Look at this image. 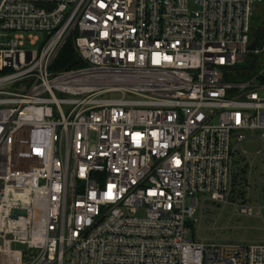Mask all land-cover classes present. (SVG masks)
<instances>
[{
  "label": "built area",
  "instance_id": "obj_1",
  "mask_svg": "<svg viewBox=\"0 0 264 264\" xmlns=\"http://www.w3.org/2000/svg\"><path fill=\"white\" fill-rule=\"evenodd\" d=\"M259 3L0 0V264H264L189 236L200 195L262 213Z\"/></svg>",
  "mask_w": 264,
  "mask_h": 264
},
{
  "label": "rangeland",
  "instance_id": "obj_2",
  "mask_svg": "<svg viewBox=\"0 0 264 264\" xmlns=\"http://www.w3.org/2000/svg\"><path fill=\"white\" fill-rule=\"evenodd\" d=\"M253 25L258 32H264V3H259L254 10ZM38 36L35 44H26L28 48H39L43 41L44 34L33 33ZM28 35V34H27ZM252 151L251 149H248ZM256 192L250 193V198L255 203ZM199 202L195 209L196 216L200 215V207L203 206V217L200 223L191 226L190 237L195 239H216L218 242H235V243H264V201L261 200L262 213L261 216H250L248 218L242 216H232V210L225 207L221 214L218 211L222 205L210 200H204V196H198ZM188 201V200H187ZM256 205V203H255ZM11 248L28 254L27 246L24 244H12Z\"/></svg>",
  "mask_w": 264,
  "mask_h": 264
},
{
  "label": "trees",
  "instance_id": "obj_3",
  "mask_svg": "<svg viewBox=\"0 0 264 264\" xmlns=\"http://www.w3.org/2000/svg\"><path fill=\"white\" fill-rule=\"evenodd\" d=\"M256 25H252L253 35L259 37L262 33L258 32V29L255 28ZM80 58L76 54L73 44L71 41H68L62 50L59 52L57 58L52 64V69L56 71L69 70L82 66Z\"/></svg>",
  "mask_w": 264,
  "mask_h": 264
},
{
  "label": "water",
  "instance_id": "obj_4",
  "mask_svg": "<svg viewBox=\"0 0 264 264\" xmlns=\"http://www.w3.org/2000/svg\"><path fill=\"white\" fill-rule=\"evenodd\" d=\"M19 214H24V211L23 210H15L13 213L14 216L19 215Z\"/></svg>",
  "mask_w": 264,
  "mask_h": 264
}]
</instances>
